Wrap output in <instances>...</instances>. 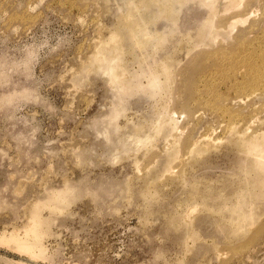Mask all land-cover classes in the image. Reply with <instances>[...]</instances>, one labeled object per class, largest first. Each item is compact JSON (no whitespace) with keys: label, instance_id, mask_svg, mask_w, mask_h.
<instances>
[{"label":"rangeland","instance_id":"1","mask_svg":"<svg viewBox=\"0 0 264 264\" xmlns=\"http://www.w3.org/2000/svg\"><path fill=\"white\" fill-rule=\"evenodd\" d=\"M0 264H264V0H0Z\"/></svg>","mask_w":264,"mask_h":264},{"label":"bare ground","instance_id":"2","mask_svg":"<svg viewBox=\"0 0 264 264\" xmlns=\"http://www.w3.org/2000/svg\"><path fill=\"white\" fill-rule=\"evenodd\" d=\"M107 70H111V67H108ZM108 72V71H107ZM37 230V229H36ZM13 238V237H12ZM10 239L11 241H16L18 244V248L19 249H23V250H27L30 253H35L34 249L37 247V242L33 243V244H29L28 242L24 241L23 239H20L18 237H14L13 239ZM31 254V255H32Z\"/></svg>","mask_w":264,"mask_h":264}]
</instances>
